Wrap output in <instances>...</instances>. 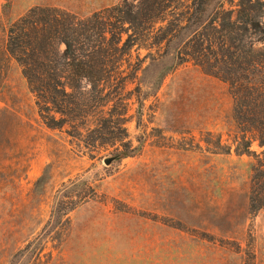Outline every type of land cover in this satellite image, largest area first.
I'll return each instance as SVG.
<instances>
[{
  "label": "rangeland",
  "instance_id": "1",
  "mask_svg": "<svg viewBox=\"0 0 264 264\" xmlns=\"http://www.w3.org/2000/svg\"><path fill=\"white\" fill-rule=\"evenodd\" d=\"M121 2L0 0V264H264V206L250 207L253 158L235 152L227 83L192 61L159 84V72L135 75L159 52L139 29L121 68L124 87L103 82L97 93L83 80L69 123L42 119L7 49L10 25L35 6L87 17ZM190 2L165 0L166 16ZM127 97L125 134L117 124L114 133L87 131L110 109L119 122ZM127 146L134 152L124 157Z\"/></svg>",
  "mask_w": 264,
  "mask_h": 264
},
{
  "label": "trees",
  "instance_id": "2",
  "mask_svg": "<svg viewBox=\"0 0 264 264\" xmlns=\"http://www.w3.org/2000/svg\"><path fill=\"white\" fill-rule=\"evenodd\" d=\"M164 1L122 0L87 17L56 6H35L10 25L7 49L21 64L44 122L62 128L70 122L73 90L83 80L97 93H102L103 82L118 79L124 87L129 79L121 69L125 56L136 44L138 30L147 31L143 39L159 52L151 50L146 55L150 63L143 69L138 64L135 75L139 70L159 72V84L176 67L192 61L228 84L240 133L235 152L253 158L250 207L259 210L264 206V149L258 152L252 146L256 141L264 147V0H191L184 11L171 12L172 19L165 14ZM60 44L65 45L63 51ZM112 97V92L105 93L103 104ZM129 99L124 98L119 122L110 109L87 131L114 133L117 124L125 134ZM133 152L127 146L122 155Z\"/></svg>",
  "mask_w": 264,
  "mask_h": 264
},
{
  "label": "water",
  "instance_id": "3",
  "mask_svg": "<svg viewBox=\"0 0 264 264\" xmlns=\"http://www.w3.org/2000/svg\"><path fill=\"white\" fill-rule=\"evenodd\" d=\"M119 157H120V154H116L114 156H110V157L105 158L104 162L106 165H109V164H111V162H113L114 160H116Z\"/></svg>",
  "mask_w": 264,
  "mask_h": 264
}]
</instances>
